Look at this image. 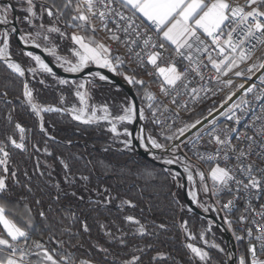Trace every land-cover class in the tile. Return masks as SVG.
I'll use <instances>...</instances> for the list:
<instances>
[{"label": "snow or ice", "instance_id": "1", "mask_svg": "<svg viewBox=\"0 0 264 264\" xmlns=\"http://www.w3.org/2000/svg\"><path fill=\"white\" fill-rule=\"evenodd\" d=\"M20 3L26 14L24 17L26 23L32 28L43 30H37L34 34L29 33L22 37L25 44H30L33 48H40V41H47L48 44L43 48V51L53 57L64 71L81 73L91 65H95L98 68L107 69L116 75H122L124 80L130 85L143 86L145 83L144 80L121 72L119 66L124 64V60L118 55L113 56L111 47L96 39V33L98 31H105L110 34L108 39L119 43L121 38L116 33L123 32L126 37H135L126 39L124 43L129 53L135 56L138 65L143 66L145 63L151 65L156 69L158 76L162 78L160 91L164 95H168L169 90L175 89L178 84H182L186 89L187 83L183 82L188 80V73L180 70L174 58H169L167 66H161L158 63L159 60L163 59L165 52L169 49H171L175 58H179L181 61L186 60L188 62L186 66L188 71L199 75L201 80L204 79L202 68L210 65L215 70V80L217 83H220L221 77L227 76L229 72H233L241 64L253 61L255 52L264 48V0H246L244 5H241L238 0H232V2L230 0H64L62 8L53 3L50 7L41 5L39 11H37L35 0H20ZM117 4L119 5L118 8L115 6ZM13 10H15V6L12 4H5L0 7V24L8 23V14ZM66 10H70V19L66 21V27L73 29L71 35H68L58 26V21L61 17L65 16ZM45 13L49 18L55 17L50 26H46L43 23ZM37 20L40 21L38 25L36 24ZM137 20L140 21L139 24H137ZM109 21L116 25L115 29L109 27ZM97 24H99V27H97ZM150 31L153 35H148ZM53 34L63 39H70L74 45L70 49L72 58L59 54L58 45L52 41ZM153 36L156 39H153ZM8 39L9 34L7 32L0 34V41L3 42V46L0 47V60L5 62L11 72L17 74L19 77H25L26 72H31L35 75L39 70L53 78L56 77V74L49 64L41 56L35 55L32 51H27L23 54L31 58L38 65V69H25L20 63L13 61L10 55ZM136 48H139V50L134 51ZM212 51H215L220 59L213 57ZM142 52L147 57L146 61L141 56ZM201 57H206L207 63H204ZM259 69H264V62L253 61L246 69L247 78L251 79L252 74ZM147 74L153 75L152 72H148ZM234 74L237 77L245 76L244 71H236ZM93 75L101 81L108 80L107 76L99 72ZM258 78L261 84H264V73ZM39 83L43 84L44 81L40 80ZM58 83L74 88L75 96L82 107L64 109L52 105L43 106L36 102L34 91L29 87L28 82H23L22 95L26 99V103L30 106L31 111L39 117L41 131L46 132L44 127V113L70 112L74 120L84 124H91L100 119L108 120L112 125L110 131L117 137L121 135L126 137L121 143L128 149L132 148V141L127 139V137H131L133 133L128 131L127 128L123 132H120L116 123L113 121L124 124L135 123L137 119L146 121L148 116L145 115L143 108H137L135 102L128 101L126 106H122V114L110 119L111 113L106 105L92 106L89 104L91 96L86 86L91 84V81L80 82L77 80L59 79ZM223 83L231 88L233 81L229 79ZM238 87L243 89L245 85L241 83ZM255 88V83L251 84L245 90L244 95L246 96L248 93L253 92ZM200 90L204 91V89ZM191 91L195 94L197 89L192 88ZM208 91H212V89H208ZM4 95L7 96V93L5 92ZM233 95H235V92H232L227 99L231 100ZM146 98L149 101L147 107L151 109L153 106L152 102L156 100V97L153 93L149 92L146 93ZM256 98L258 100L264 99V90H261ZM65 99L62 96L61 103ZM248 104L249 101L242 99L239 103L232 104L228 112L224 113V115L228 120H232L235 124L239 125L241 118L234 114L229 115V113L233 112L236 108H240L242 105ZM242 110L246 111L247 109ZM98 111H102L104 115L98 117ZM261 112L264 113V109ZM152 115L155 116V112ZM9 120H11V116H9ZM255 120L264 121V114L257 115ZM201 123V121H196L195 124L190 125L187 129H179V135L183 136L186 130L196 128L197 124ZM211 123L215 124V119ZM254 125L255 121L253 127ZM15 128L19 131V140L13 136H8L7 141L12 147L21 151H27L25 128L18 123L15 125ZM202 130L203 128L198 129L195 133L197 140L194 143L198 142ZM232 131L234 129H229L221 134L219 129H209L207 135L212 138L209 142L214 141L219 146L216 155L205 157L197 154V158L201 160H219L222 152L223 160L227 163L230 159L229 153L234 154L236 164L233 168L221 167L219 163L212 168L211 179L213 181V187L211 191L214 194H218L224 190L231 192L233 191V185H235L236 192L242 190L248 193L249 196L254 194L259 199L261 196H264V168L259 167L257 161L252 159V156L255 155L259 161L264 162V124L258 129H255V135L245 137L247 140L246 148H240L232 144ZM257 136H259V139H257ZM136 139L147 151H151L152 149L167 151L165 145L159 143L150 134L145 136L143 129L141 130V135L137 136ZM166 139L172 140L173 136H167ZM176 147L178 146H174L172 150L175 151ZM256 148L260 150L255 151ZM7 149L8 145L0 142V225L3 226V230L6 233V237L0 235V264H33V261L29 258L32 255L38 257L35 264H92L87 259L77 261L73 253L65 248V242L57 239L54 235L50 236V239L54 240L59 249L63 251L49 249L40 241H32V247H29V241L31 240L30 229L34 227V218L31 215V209L27 206L23 207V216L21 218L24 219L26 217L23 225L18 224L9 216V207L6 198L11 195V186L8 182L10 179L8 173L11 154ZM45 152H47V149H45ZM48 154L51 155V153ZM153 159H157V157L154 155ZM179 159L180 157L164 159L163 163L172 165ZM60 162L66 170L69 169L67 163L63 160ZM190 169L191 165L185 163L184 171L188 173V180L192 181L193 175ZM176 175H179V173ZM199 175L201 181H203L204 174L200 172ZM15 176L16 173L13 171L11 177ZM81 179L87 180V177H81ZM15 182L19 183L18 180ZM67 182L72 183L73 181L67 180ZM56 187L59 188V184ZM205 190L208 191L206 186ZM104 191L107 192L108 190L104 189ZM189 194L194 201L197 200L195 193ZM71 195L76 197L77 193L73 191ZM78 198L81 200L84 199L82 195ZM97 203L110 204L111 197H106L105 200ZM122 204L135 207V204L131 201H122ZM222 207L226 211H230L233 207V202L229 201ZM248 207L255 212L250 201ZM261 208L264 209V205ZM204 211H208V208L205 207ZM39 215L47 219L43 211ZM256 215L264 219V211L256 212ZM71 219L72 225H66L63 228V232L69 235H72V227L77 222V218L74 215L71 216ZM125 219L129 223L137 226L136 233L141 236L147 234L145 226L139 219L133 216H126ZM244 219L242 216L241 220L243 221ZM252 223L255 224L256 221L253 220ZM228 225L231 228L232 222L230 220L228 221ZM81 227L84 232L89 231V226L86 222L82 223ZM160 227L164 228V225L161 224ZM257 229L259 235H256L255 239L260 242L261 246L259 252L255 246L248 248V252L251 254L250 264H264V259H261V257H264V224L257 225ZM246 232L249 238L253 236L250 228ZM106 234L110 238L115 239L111 232H106ZM189 235L191 239H195L194 236ZM234 235L238 241L245 239L244 236L238 235L235 232ZM201 238L203 239V234ZM119 242L121 244L127 243L123 235L119 238ZM204 242L205 244L208 243L207 240ZM249 243L251 245V240H249ZM71 246L74 247L75 245ZM210 246L219 248L214 243ZM187 247L201 262L208 264L211 258L207 251L193 244H188ZM136 250L143 251L140 248ZM219 250L221 252L224 251L222 248ZM100 251H107V249L100 247ZM139 262L140 257L133 256L132 259L124 261L123 264H139ZM239 264H249L246 256L240 257Z\"/></svg>", "mask_w": 264, "mask_h": 264}, {"label": "trees", "instance_id": "2", "mask_svg": "<svg viewBox=\"0 0 264 264\" xmlns=\"http://www.w3.org/2000/svg\"><path fill=\"white\" fill-rule=\"evenodd\" d=\"M2 1H10L15 6L22 35L29 32L24 19L26 14L20 10V0ZM35 3L39 11L41 5L50 7L53 3L62 8L64 0H35ZM69 11L66 10L65 16L59 19L58 26L71 35L73 29L66 27ZM54 19L45 13L43 23L50 26ZM52 38L56 44H61V48L68 50L74 47L70 39L57 35ZM96 39L102 41L97 35ZM10 45L11 55L18 62L35 67L15 43L14 36ZM112 55L117 56L115 53ZM40 80L44 83H39ZM24 81L33 89L36 102L43 106L59 103L62 93H68L70 89L69 86H56L47 76L38 75V80H33L30 74L25 78L19 77L0 60V142L8 145L7 150L11 154L8 173L11 195L6 198L9 216L23 225L26 219L21 218L23 207L27 206L34 218L30 233L44 241L49 249L57 251L63 250L50 236L63 240L65 248L77 261L87 259L92 264H123L133 256H139V264H202L187 247L189 240L183 225L187 223L189 228L196 230L207 221L187 210L181 185L172 179L170 171L142 159L134 149L130 152L120 144H112L113 135L103 125L82 128L77 132L68 115L44 113L46 132L41 131L38 116L31 111L22 95ZM132 87L145 115L148 114L144 90ZM89 90L93 99L103 103L127 104L130 101L124 91L110 84L91 83ZM7 97L10 101L5 100ZM205 115L206 111L202 110L192 118V122ZM17 123L26 130L27 153H22L7 141L8 136L19 140V131L15 128ZM147 130L160 142L169 145V141L160 139L150 123ZM61 160L69 165L68 170ZM13 171L15 177H11ZM81 177H87V180ZM67 180L73 182L68 183ZM73 191L77 193L76 197L71 195ZM81 195L83 200L78 198ZM109 196L110 204L97 203ZM122 201H131L135 207L122 204ZM41 211L47 219L40 217ZM73 215L77 222L72 227V235H69L63 232V228L72 225ZM126 216L139 219L147 234L138 235L134 224L126 221ZM241 216L242 211H238L233 218ZM84 222L89 226L88 232L82 230ZM161 224L164 228L160 227ZM214 231L222 236L215 228ZM106 232H111L115 239ZM122 235L126 244L119 242ZM100 247L107 251H100ZM137 248L143 251H137ZM223 248V253L216 250L208 252L211 258L208 264H227L226 245Z\"/></svg>", "mask_w": 264, "mask_h": 264}, {"label": "built area", "instance_id": "3", "mask_svg": "<svg viewBox=\"0 0 264 264\" xmlns=\"http://www.w3.org/2000/svg\"><path fill=\"white\" fill-rule=\"evenodd\" d=\"M240 4L244 5L245 3ZM115 6L117 8L119 7L118 4ZM139 23L140 21L137 20V24ZM97 27H99V24H97ZM109 27L115 29L116 25L109 21ZM116 34L119 35L121 38L119 43L108 39V36L110 34L106 33L105 31H98L96 33V35L100 37L102 41H104L111 47L112 53L117 54L124 60V64L129 73L134 76H137V79L144 80L145 83L143 86H136L144 90L147 105L149 104V101L146 98V93L151 92L156 97V100L152 102V108L149 109L147 114L149 121L160 131L168 135H174L175 140L178 137H181L179 135V129H187L190 125L196 123L192 122V118L195 115H197L200 111L205 110L206 117L209 114L220 110L225 104V102L228 100L227 97L232 92H236L239 89L238 86L241 83L246 84L250 80L247 78L246 72V69L249 64H251L253 61L264 62V48H262L255 52L253 56V61L241 64L238 68H235L233 72H229L227 76L221 77V82L217 83V81L215 80V70L212 69L210 65L206 68H202L204 79L201 80L199 75L194 72L188 71L186 67L188 62L186 60L181 61L179 58H175L171 49H169L167 52H165L163 59L159 60L158 63L161 66H167L169 58H174L180 70L182 72L188 73V80L183 82L187 83L186 89L182 86V84H178L175 89L169 90L168 95H164L160 91V85L162 82L159 79L158 73H156V69L147 63H145L143 66L138 65L135 56L132 53H129L124 41L126 39H132L135 37H126L123 32H117ZM148 35L153 34L150 31ZM257 35L259 34L257 33ZM153 39H156V37L153 36ZM138 50L139 48L134 49V51ZM212 55L213 57L220 59V57L217 56V53L215 51H212ZM141 56L144 57L146 61L147 57L143 52L141 53ZM201 59L204 60V63H207L206 57H201ZM236 71H244L245 76L237 77L234 74ZM148 72H152L153 75H148ZM255 73L256 72H254L252 76ZM229 79L233 81L231 88L227 87L223 83L224 81H227ZM255 85L256 88L253 92L247 94L246 96H241L233 103H239L242 99L249 101L248 105H242L240 108H236L233 110V112L229 113V115L234 114L241 118L239 125L235 124L234 121L228 120L226 118L224 113L228 112V109L231 106L226 108L216 118H214L216 121L215 124L209 122L208 124L201 127L203 128V130L200 132L198 142L194 143V141L197 140L195 132L192 136L186 138L180 145H178L177 153L180 157V160L177 162V164L174 163L176 165H179L185 174V163L191 165V172L192 169H195L197 172H202L204 174L205 186L208 189V191L206 192L208 195L210 209L217 218L223 219L224 225L231 233L236 245L238 264L241 256H246L250 264L251 254L248 252V248L251 245H255L258 252L260 250V242L257 241L255 237L256 235H259L257 225L264 224V219L256 215V212L264 211V209L261 208V206L264 205V196H261L259 199H257L254 194L252 196H249L248 193H245L242 190L240 192H236L235 185H233V191L231 192L224 190L219 192L218 194H214L211 191L213 187V181L209 173V168L216 166L217 163H219L221 167L233 168L236 164L234 154L229 153L230 159L227 163L223 160L222 152L220 154L219 160H201L197 158V154L203 155L205 157L216 155L219 146L216 145L214 141L210 143L209 141L212 138L207 135L209 129L213 128L219 129L221 134L229 129H234V131H232L231 133L232 144L237 145L240 148H246L247 140L245 139V137L255 135V129H258L262 124H264V121L255 120V117L257 115L264 114L261 112V110L264 109V99L258 100L256 98L257 94L261 90H264V84H261L260 80H258ZM192 88L197 89V92L195 94L192 93ZM200 89H204V91H201ZM208 89H212V91H208ZM173 101L175 102L173 103ZM242 109L247 110L245 111ZM153 112H155V116L152 115ZM254 121L255 125L253 127ZM187 131L188 130H186V132ZM237 137H239V139H237ZM257 139H259V136H257ZM259 150V148L255 149V151ZM21 152L27 153V151ZM252 159L257 161L259 167L264 168V162L259 161V159L255 155L252 156ZM173 174L174 180L180 178L179 175H176V172H174ZM237 175H239V173H237ZM191 183L194 187H196L197 184L194 176ZM229 201L233 202V207L230 211H226L225 209H223L222 206L224 204H227ZM249 201L251 202L252 207L255 209V212L249 209ZM202 210L204 211V209ZM238 211H242V216L245 218L243 221L241 220L242 216L239 219L233 218V215L236 214ZM229 220L232 222L231 228L228 225ZM253 220L256 221L255 224L252 223ZM249 228L253 232V236L251 238L247 236L246 232V230ZM234 232L238 235L244 236L245 239L238 241L236 239V236L234 235ZM30 236L31 240L29 241V247H32V241H40L46 245L44 241H42L32 233H30ZM249 240H251V245L249 243ZM29 258L33 261V264H35V261L38 259V257L35 255H32ZM261 259H264V257H261Z\"/></svg>", "mask_w": 264, "mask_h": 264}, {"label": "water", "instance_id": "4", "mask_svg": "<svg viewBox=\"0 0 264 264\" xmlns=\"http://www.w3.org/2000/svg\"><path fill=\"white\" fill-rule=\"evenodd\" d=\"M5 4H12L10 1H2L0 0V5ZM13 14L12 20L8 25H2L0 24V28L9 31V28H12V35H14L15 43L18 45V47L23 50L24 52L32 51L35 55L41 56L42 59L45 60L46 63L49 64V66L53 69V72L56 74V76L67 79V80H90L89 77L93 75L96 72H99L102 75H105L108 77L107 81H100L98 83L102 84H110L113 85L120 90L124 91L127 97L130 101L135 102L137 105V108H141L139 99L134 91V89L129 85L125 80L118 77L117 75L113 74L112 72H109L106 69L98 68V67H89L85 69L81 73H69L64 71L62 68L57 66L47 55L45 51H43L42 48H33L30 46V44H25L24 40L22 39V33L18 24V18H17V11L15 10L11 11ZM15 29V31H13ZM11 33V32H10ZM4 64L5 62L1 60ZM6 65V64H5ZM264 73V69H259L256 71V73L251 77V79L244 84L245 87L243 89H238L235 92V95L232 96L231 100H227L225 104L222 106V108L216 112H213L209 114L208 116L202 118L201 124H197L196 128H191L186 132L184 136L178 137L176 140L173 141L170 147L167 148V151H164L162 149H152L151 151H147L144 147L141 146L140 142L136 139L137 136L141 135V130L143 129V134L146 136V130L143 127V123L140 119H137L135 123H132L131 131L133 135L130 137L132 141V148L137 152V154L144 160L166 170V171H173L176 173H179V176L182 180V190H183V196L186 203V206L190 212L193 214L199 216L201 219L206 220L208 222H211L216 230H218L226 245L227 250V264H238L237 260V250L236 245L233 240V237L231 233L228 231L226 226L223 223L222 218H217L214 214L206 213L202 209H200L196 202L191 199V195L189 194V184L186 174L183 172L182 168L179 165L172 164V165H166L163 163V161L158 159H153V156H168L170 152L172 151L174 146L180 145L186 138L192 136L195 132H197L198 129H200L202 126L208 124L211 122L214 118H216L223 110L230 107L237 99H239L241 96L244 95L245 90L253 83H256L259 80V76ZM27 76V72H26ZM25 76V77H26ZM22 77V78H25ZM249 94V93H248ZM6 101H10V98H6ZM178 144V145H177ZM150 147V146H149ZM255 246V245H251Z\"/></svg>", "mask_w": 264, "mask_h": 264}, {"label": "rangeland", "instance_id": "5", "mask_svg": "<svg viewBox=\"0 0 264 264\" xmlns=\"http://www.w3.org/2000/svg\"><path fill=\"white\" fill-rule=\"evenodd\" d=\"M3 5H0V7H2ZM20 10L21 11H23V7L22 6H20ZM17 11V10H16ZM24 12V11H23ZM25 13V12H24ZM12 17H13V14H12V12H10L9 14H8V23H6V24H2V25H8L10 22H11V20H12ZM26 22V21H25ZM40 23V21L39 20H37L36 21V24L38 25ZM37 30H40V31H43L42 29H38V28H32L31 26H29V32H27V33H25L24 35H22V37H24V36H26V35H28L29 33H32V34H34ZM9 31L11 32H7L6 30H4V29H1L0 28V34H3V33H5V32H7L8 34H9V39H8V43H9V46H10V55H11V45H10V39L12 38V36H14V35H12V28H9ZM53 35H55V34H53ZM52 41H53V38H52ZM54 42V41H53ZM102 42H104V41H102ZM105 43V42H104ZM40 44H41V47L40 48H44L47 44H48V42L47 41H44V40H41L40 41ZM0 45L1 46H3V42L2 41H0ZM58 45V51H59V54H61V55H63V56H67V57H69V58H72L71 57V53H70V49H65V48H61L60 47V45L61 44H57ZM25 53V52H24ZM47 53V52H46ZM48 55V54H47ZM49 56V55H48ZM11 57L16 61V62H18L12 55H11ZM27 57V56H26ZM29 58V57H28ZM49 58L57 65V66H59L58 65V63L56 62V60L53 58V57H51V56H49ZM30 60H31V58H29ZM31 62L35 65V67H33L31 64H28V63H21V62H18V63H20L25 69H29V68H37L38 69V65H36L35 64V62L34 61H32L31 60ZM60 67V66H59ZM90 67H96L95 65H91ZM120 67V71L121 72H126L127 73V75H132L131 73H129V71L126 69V66H125V64H123L122 66H119ZM122 67V68H121ZM61 68V67H60ZM63 69V68H62ZM64 70V69H63ZM107 70V69H106ZM37 72H38V74H37ZM36 72V74L35 75H33L31 72H27V74H30L32 77H33V80H38V75L39 76H47L48 78H50V80L53 82V84H55L56 86H60V87H67V86H64V85H60L59 83H58V81H59V79H62V78H60V77H58V76H56L55 78H53L52 76H50V75H48V74H46V73H42V72H40L39 70ZM113 74H115V73H113ZM17 75V74H16ZM116 75V74H115ZM118 77H120V78H122L123 80H124V78H123V76L122 75H117ZM132 76H134V75H132ZM135 78H137V76H134ZM89 79L90 80H77V81H80V82H83V81H91L92 83H98V82H100L101 80H99V78L98 77H94V75H91L90 77H89ZM89 85L90 84H88L86 87H87V89L89 90ZM130 85V84H129ZM136 86V85H135ZM131 87H132V85H131ZM137 87V86H136ZM133 88V87H132ZM81 91H83V90H81ZM89 92H90V96H91V91L89 90ZM65 97L66 99L64 100V102L63 103H61V101L59 102V103H57V104H51L52 106H57V107H61V108H64V109H70V108H72V107H82L80 104H79V101H78V99L76 98V96H75V90H74V88H70L69 89V91H68V93L66 92V93H62V95H61V97ZM89 104L90 105H92V106H103V105H106L107 107H108V109H109V112L111 113V116H110V119L111 118H113V117H115V116H117V115H121L122 114V106H126V104L124 103V102H121V103H115V102H110V103H103V102H101V101H98V100H95V99H93L92 97H91V99L89 100ZM91 110V109H90ZM201 112V111H200ZM52 113H55V112H52ZM60 115H68L69 116V118H70V120H71V122L74 124V126H73V129H75V131H77V132H80L81 131V129L82 128H87V127H91V126H97V125H103V126H105L106 127V130L108 131V132H110V133H112L111 131H110V128H111V124L108 122V120H104V119H100V120H98L97 122H94V123H91V124H84V123H82V122H80V121H77V120H74L73 118H72V115H71V113L70 112H60L59 113ZM104 115V113L102 112V111H98L97 112V116L98 117H101V116H103ZM146 116H148L147 114H146ZM142 121V123H143V127L145 128V130H146V136L147 135H149L150 133L148 132V130H147V127H148V123H150L152 126H154L150 121H149V119H147L146 121L145 120H141ZM114 123H116V126H117V128H118V130L120 131V132H123L124 131V129L125 128H127V130L128 131H131V128H132V126H131V124H124V123H119V122H116V121H113ZM155 127V126H154ZM156 128V127H155ZM156 130H157V132H158V135H160V139H166V137L167 136H173V139L172 140H168V139H166L167 141H169V145H167V144H164V143H162V142H160V140H159V138L158 137H154V136H152L151 134V136L152 137H154L159 143H161V144H163V145H165V147L166 148H168V147H170L171 146V144L173 143V141L175 140V138H174V135H168V134H166V133H164V132H162V131H160L159 129H157L156 128ZM112 138H111V143L112 144H120V145H122L123 146V149H126V150H128V151H130V152H132L133 151V148H131V149H128V148H126L125 147V145L123 144V143H121V141H123L124 139H126V137H124L123 135H121V136H119V137H117L114 133H112ZM127 139H130V137H127ZM131 140V139H130ZM178 147H176V150L175 151H171L170 152V154L168 155V156H157V159L158 160H161V161H163L164 159H174L175 157H179L178 156ZM180 160V159H179ZM179 160H176V164H177V162L179 161ZM215 166H213V167H211V168H209V173H210V176H211V170H212V168H214ZM192 172H193V176H194V178H195V180H196V187H194L193 185H192V183H191V181H188V184H189V193H195L196 194V196H197V200L195 201L196 202V204H197V206L200 208V209H204L205 207H207L208 208V211H204V212H206V213H211V214H213V212L211 211V209H210V205H209V201H208V195H207V192H206V190H205V182H204V180L203 181H201V179H200V175H199V172H197L195 169H192ZM170 173H171V177H172V179H173V171H170ZM174 180V179H173ZM174 181H178L179 183H180V185H181V188H182V180H181V178H178L177 180H174ZM191 191V192H190ZM186 208H187V206H186ZM187 210H188V208H187ZM189 211V210H188ZM185 224H186V228H185ZM184 225H183V229L185 230V234H186V237L188 238V240H189V244H193L194 246H196V247H200V248H202L203 250H205V251H207V252H209L210 250H216V251H218V252H221L219 249L220 248H222L223 250H224V248H223V246L225 245V242H224V240H223V238H222V236H220V234H218V233H216L215 231H214V226H213V224L211 223V222H208L207 221V223H205L204 225H201L200 227H198L196 230H193V229H191V228H189L188 227V225H187V223H185ZM135 226V232H136V228H137V226L136 225H134ZM138 234V233H137ZM189 234H191V236H194L195 237V239H191L190 238V235ZM202 234H203V239L201 238L202 237ZM139 235V234H138ZM205 240H207L208 241V243L207 244H205ZM217 244L218 246H219V248H213V247H211L210 245L211 244ZM224 252V251H223ZM223 252H221V253H223ZM226 254H227V250H226ZM197 258V257H196ZM198 259V258H197ZM199 260V259H198ZM200 261V260H199ZM201 262V261H200ZM202 264H204V262H201Z\"/></svg>", "mask_w": 264, "mask_h": 264}, {"label": "crops", "instance_id": "6", "mask_svg": "<svg viewBox=\"0 0 264 264\" xmlns=\"http://www.w3.org/2000/svg\"><path fill=\"white\" fill-rule=\"evenodd\" d=\"M230 2H232V0H230ZM238 2H239V3H246V0H238ZM52 37H53V35H52ZM159 79H160L161 82H162V78L159 77ZM0 235H4V236L6 237V233L4 232V230H3V226H2V225H0Z\"/></svg>", "mask_w": 264, "mask_h": 264}, {"label": "bare ground", "instance_id": "7", "mask_svg": "<svg viewBox=\"0 0 264 264\" xmlns=\"http://www.w3.org/2000/svg\"><path fill=\"white\" fill-rule=\"evenodd\" d=\"M0 47H2L1 45H0ZM11 59L13 60V61H15L12 57H11ZM16 62V61H15ZM178 145V144H177ZM150 146V145H149ZM187 174V179H188V173H186ZM191 192V191H190ZM191 199H192V196H191ZM193 200V199H192ZM194 201V200H193ZM209 213V212H208Z\"/></svg>", "mask_w": 264, "mask_h": 264}]
</instances>
